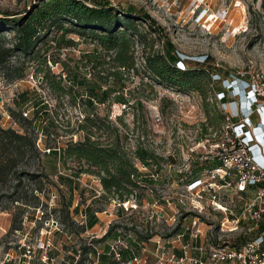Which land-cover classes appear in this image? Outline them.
<instances>
[{
    "label": "rangeland",
    "instance_id": "rangeland-1",
    "mask_svg": "<svg viewBox=\"0 0 264 264\" xmlns=\"http://www.w3.org/2000/svg\"><path fill=\"white\" fill-rule=\"evenodd\" d=\"M34 1L0 0V11L18 12L27 9ZM108 1L113 7L129 5L133 15L140 18L134 19L137 35L141 39L139 42L138 37H132L134 69L126 71L118 67L112 59L113 52L102 49L90 37L67 33L63 35L61 43L55 45V38L59 35L55 28L46 30L45 40L37 42L31 59L16 54L0 68V74L5 77L13 67L36 61L37 67L43 70L38 72L41 77L44 71L54 75L52 85L43 78L41 82L51 99L50 113L42 111L43 105L36 95L31 99L33 105H37V111L41 112L37 117L45 120L38 124L45 135L40 148L59 147V152L46 154L39 151L34 143L35 131L26 120L19 119L15 114L19 127L16 133L26 134L34 147H26L22 156H16L15 164L8 173L0 175V212L11 213V218H17V208L27 206L50 213L66 223V216L74 211V203L78 204L76 209L80 208L84 198L88 199L93 191L81 190L77 183L59 176L57 169L94 175L91 172L93 166L66 156L61 151L69 143L82 141L85 129L80 125H88L84 120L88 116L94 123L86 128L90 139L108 145L118 134L120 145L129 155L136 146L141 145L156 156L155 161L160 169L157 175L152 168H141V164L130 155L139 171L148 174L151 179L135 189L143 203L140 209L160 211L165 219L151 221L147 229H152V232L167 231L183 217L197 215L198 220L209 227L203 228L208 229L206 237L212 244L240 245L255 235L252 229L248 230L252 225L242 219L237 230L227 231L230 223H225L223 231H220L219 223L225 216H241L244 203L252 196V189H239L233 174L222 178V172H218V175L216 172L207 173L204 163L209 164L215 155L221 153L232 155L235 146L230 142L231 126L239 117L250 125H244L243 129H249L251 141H254L253 137L257 140L255 131L260 129V112L264 110L246 115L247 112L244 113L241 108V96L237 95L232 84L240 82L235 79L238 77L253 81L264 89V7L260 6L261 0ZM144 14L148 16L149 23L158 28L151 29L148 21L142 19ZM63 26L67 27L68 24L63 23ZM163 38L173 45L178 59L186 58L184 64L195 66L205 73L198 77L202 93L177 90L148 74L142 56L144 53H162ZM205 55L209 58L207 63L202 62ZM46 57L53 68L46 64ZM52 61H56L57 65ZM176 65L180 67L178 62ZM88 87H92L97 95L105 92L104 102L98 103L92 97L89 104ZM216 88L225 90L224 102L220 100L219 89ZM117 96H122L124 102H117ZM135 100L142 106H133ZM245 106L249 108L247 101ZM37 113L33 112L34 115ZM259 156L264 158V151L256 157ZM244 162V159H237L236 168L239 169ZM196 167L202 168L192 181H201L204 185L209 183L213 187L201 194L188 190L190 186L187 183L190 181L185 182L187 175ZM226 181H229V186L225 185ZM212 196L230 209L232 215H225L212 206ZM198 197L200 202L195 201ZM14 201L18 205H14ZM88 204L92 210H100L106 208L107 202L90 201ZM191 204L198 210L193 209ZM132 222L136 223L135 220ZM91 224L92 220L89 219L88 226Z\"/></svg>",
    "mask_w": 264,
    "mask_h": 264
},
{
    "label": "built area",
    "instance_id": "built-area-1",
    "mask_svg": "<svg viewBox=\"0 0 264 264\" xmlns=\"http://www.w3.org/2000/svg\"><path fill=\"white\" fill-rule=\"evenodd\" d=\"M52 62L57 65L56 61ZM46 64L53 68L47 57ZM36 68L35 61L28 63L19 77L7 79L0 74V128L19 132L15 118V114H18V118L26 120L35 131L34 143L39 151H58L59 147L41 149L39 146L45 136L42 129L36 127L37 121L45 122L38 120L37 116L41 112L30 103L18 106L21 93L28 91L40 100L42 111L50 113L51 99L42 88V77L36 72ZM248 90L251 94L247 99L254 97L252 113L264 110L263 87L249 81ZM152 110L155 111L153 108ZM33 112L38 113L34 115ZM242 118L239 117L240 121L232 123L231 126L230 142L235 146L234 152L232 155H215L214 158L221 162V166L207 171L209 174L216 172V175L222 172V178L233 174L239 189H252V196L244 203L241 216L232 215L222 202L214 200V196L210 199V204L216 209H220L225 215H232L230 218L225 216L220 221V231H223L225 223H230L227 231L237 230L242 219L252 225L248 230L252 229L256 232L255 235L240 245L229 246L217 242L212 244L206 237L208 229L203 228L209 227L200 222L197 215L183 217L177 221L175 227L167 231L152 232V229H147V224L154 220H165L163 213L140 209L143 203L138 204L132 195L123 201L116 197H107L103 200L107 202L106 208L93 210V224L88 226V202L92 199L101 201L102 196H105L98 176L84 172L74 175L70 169L58 168L57 174H70L69 178L81 190L91 189L93 193L88 199L84 198L77 213H68L66 223L50 213L22 207L15 221L11 218L8 227H0V264H101V257L114 264H264V162L256 158L257 154L253 151L256 147L254 141L245 137L244 131L249 129L243 127L250 125L245 124ZM237 159L245 160L239 169L236 168ZM141 168L144 167L141 165ZM197 182L187 183L190 186L188 190H196L201 194L204 190L213 188L209 183L204 185L201 181ZM229 184V181L225 182L226 186ZM195 201L200 202V197ZM13 204L18 205L16 201ZM77 205L74 203L73 207ZM191 205L198 210V207Z\"/></svg>",
    "mask_w": 264,
    "mask_h": 264
},
{
    "label": "trees",
    "instance_id": "trees-1",
    "mask_svg": "<svg viewBox=\"0 0 264 264\" xmlns=\"http://www.w3.org/2000/svg\"><path fill=\"white\" fill-rule=\"evenodd\" d=\"M87 1L35 0L27 9L18 12L0 11V68L7 65L10 58L16 54L31 59L37 42L45 40L46 30L55 28L59 34L55 38V45L58 46L62 41L63 35L67 33L90 37V39L96 40L102 49L113 52L112 59L118 67L126 69V71L134 69L132 37H138L139 42H141L140 35H137V30L135 29L134 19L140 18H136L133 15L132 8L129 5L113 7L108 0ZM260 6L264 7V0L260 1ZM147 18V15H142L143 20H147ZM63 23H67L68 26L64 27ZM148 26L153 30L158 28L151 25L149 21ZM40 32H43L42 35ZM68 42L71 41L68 40ZM184 59L186 58L178 59L173 45L167 38H163L162 53H144L142 56L144 67L154 80L165 83L170 87H175L177 90H195L202 93L198 86V77L205 75V73H203L202 69L184 64ZM208 59V56L205 55L202 62L205 61L204 63H207ZM176 62H178L180 67L176 65ZM24 69L25 65L23 64L13 67L5 75V78L19 77L23 74ZM42 71L41 67L36 68V72ZM53 76L44 71L42 78L52 85ZM235 79L240 81L238 83L239 86L241 84L248 86L249 81L247 79L238 77ZM216 89H219L217 93L220 94V100L224 102L225 90L223 88ZM87 91L89 93L87 99L89 104H91L90 99L92 97L96 98L98 103L104 102L105 92L97 95L92 87H88ZM116 101L124 102V99L122 96H117ZM133 104V106H142L138 100H135ZM219 117L222 120L220 115ZM84 120L88 125H94L92 119H89L88 116ZM231 120L235 121L236 119L231 118ZM88 125H80L81 128L85 129V136L82 141L69 143L61 150L62 154L72 156L77 160H83L88 166H93L94 170L91 172L98 176L106 197H116L118 200L123 201L128 199L129 195H132L135 196L137 203L140 204L141 201L137 197L138 194L135 189L142 187L141 184L143 182L151 181V179L148 174L139 171L130 155L143 167L152 168L157 175V171L160 169L155 161L156 156L150 149L141 145L136 146L129 155L120 145L118 134L114 135L111 144L102 145L97 140L90 139L89 131L86 130ZM26 147L30 149L34 147L33 141L26 134H18L13 130L0 128L1 176H5L8 173L15 164L16 156H22ZM50 151L56 150L50 149ZM258 159L264 162V158L260 157ZM206 163H204L205 170L221 166V162L215 158L209 164ZM201 168L196 167V169H193L187 175L185 182L196 179L198 170ZM71 172L75 175L83 171L74 172L71 170ZM69 175L59 174V176L68 178V181H73L69 178ZM21 209V207H18L17 211L20 212ZM13 221H15V218Z\"/></svg>",
    "mask_w": 264,
    "mask_h": 264
},
{
    "label": "crops",
    "instance_id": "crops-1",
    "mask_svg": "<svg viewBox=\"0 0 264 264\" xmlns=\"http://www.w3.org/2000/svg\"><path fill=\"white\" fill-rule=\"evenodd\" d=\"M33 95H35V94L32 93V92H28V91L22 92L21 95H20V103H19L18 106L21 107L23 104L30 103V105L32 107L36 108L37 105L34 106L33 105L34 103H32V99H31V96H33ZM38 120H41V118H38ZM38 124H40V121H37V123H36V127L37 128H38ZM257 132H258V130H257ZM90 195H89V197H90ZM106 198H107L106 196H102V200H105ZM95 201H96L95 199L91 200V202H95ZM69 202L71 203L72 199L69 200ZM73 209H74L73 213H77L78 209H76L74 207H73ZM92 211L93 210L91 209L90 204H89L88 207L86 208V213L88 215V219H91L92 220V224H93L94 217L92 215ZM11 221H12L11 216L8 213L0 212V227L1 228L8 227L11 224ZM101 264H114V263L108 261L105 257H101Z\"/></svg>",
    "mask_w": 264,
    "mask_h": 264
},
{
    "label": "clouds",
    "instance_id": "clouds-1",
    "mask_svg": "<svg viewBox=\"0 0 264 264\" xmlns=\"http://www.w3.org/2000/svg\"><path fill=\"white\" fill-rule=\"evenodd\" d=\"M240 89H241V92L243 93V94H245L246 92V96H248V95H250L251 94V92L248 90V86H246V84H242L241 86H240ZM248 103H249V108H248V110H247V115H249V114H251L252 113V107H251V105L253 106V104H254V97L253 96H251V99L250 100H246ZM252 138V137H251ZM253 139V138H252Z\"/></svg>",
    "mask_w": 264,
    "mask_h": 264
},
{
    "label": "bare ground",
    "instance_id": "bare-ground-1",
    "mask_svg": "<svg viewBox=\"0 0 264 264\" xmlns=\"http://www.w3.org/2000/svg\"><path fill=\"white\" fill-rule=\"evenodd\" d=\"M259 121H261V123H264V112L263 111L260 112V120ZM254 141H255V139H254Z\"/></svg>",
    "mask_w": 264,
    "mask_h": 264
},
{
    "label": "water",
    "instance_id": "water-1",
    "mask_svg": "<svg viewBox=\"0 0 264 264\" xmlns=\"http://www.w3.org/2000/svg\"><path fill=\"white\" fill-rule=\"evenodd\" d=\"M264 132V131H263Z\"/></svg>",
    "mask_w": 264,
    "mask_h": 264
}]
</instances>
